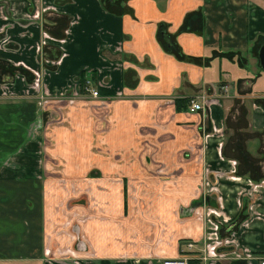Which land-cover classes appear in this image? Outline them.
<instances>
[{
  "label": "crops",
  "instance_id": "1",
  "mask_svg": "<svg viewBox=\"0 0 264 264\" xmlns=\"http://www.w3.org/2000/svg\"><path fill=\"white\" fill-rule=\"evenodd\" d=\"M263 46L264 0H0V264H259Z\"/></svg>",
  "mask_w": 264,
  "mask_h": 264
},
{
  "label": "rangeland",
  "instance_id": "2",
  "mask_svg": "<svg viewBox=\"0 0 264 264\" xmlns=\"http://www.w3.org/2000/svg\"><path fill=\"white\" fill-rule=\"evenodd\" d=\"M64 113V112H63ZM65 114V113H64ZM66 116V115H65ZM58 118L60 119L59 117V114H58ZM61 118H62V113H61ZM62 120V119H61ZM53 162V161H52ZM120 179V177H110V182L112 184H118V180ZM96 182V181H94ZM93 182V183H94ZM89 186H84L85 188L83 190H78V186L76 184H73V183H70V182H61L60 186L62 187L63 191L65 194L69 195V197L71 199H73L71 202L74 203V204H78L79 206V209H80V213L78 216H80L82 218V220H85V211L86 209H90V198L91 196L95 199V196H94V193L92 190H94V188H91V182H88L87 183ZM94 187V186H93ZM66 190V191H65ZM130 193V200L135 204V205H138L139 204V201H140V195L142 194V196L144 195V193L140 192V191H136V190H132L129 192ZM81 196L80 198H78V196ZM93 199V201H94ZM60 208V211L62 212V210L64 211L63 212V215L68 218V223L74 221V218H73V213L71 214H66V209H65V206H61L59 207ZM198 208V204L193 207L192 209H190V213H192L193 211L195 212V210H197ZM136 209H138V207L136 206ZM95 210L97 211V214L98 217H99V221L102 222V223H105L108 221V219H106L107 217L105 216L106 214L103 212V209L101 208L100 204L98 203L97 204V207L95 208ZM74 211V210H72ZM200 217V216H199ZM67 223V224H68ZM116 231H118V229H116ZM132 243L131 244H134L135 242L132 240L131 241Z\"/></svg>",
  "mask_w": 264,
  "mask_h": 264
},
{
  "label": "built area",
  "instance_id": "3",
  "mask_svg": "<svg viewBox=\"0 0 264 264\" xmlns=\"http://www.w3.org/2000/svg\"><path fill=\"white\" fill-rule=\"evenodd\" d=\"M85 91L87 93H90V95L93 98H97L98 97V92L97 91H92L90 89V83L89 82L85 83ZM221 92L223 94H226L227 93V88L226 87L221 88ZM206 100H207V97H205V96H199V97H196L195 99L191 100L190 101L189 112L190 113H197V112L203 111L204 108H205V104L207 102ZM187 248H188V250H192L193 249V244L192 243H188ZM189 263H190V260L188 258H186V257H180V258H177V259H166V260H163L161 262V264H189ZM259 264H264V259H261L259 261Z\"/></svg>",
  "mask_w": 264,
  "mask_h": 264
},
{
  "label": "trees",
  "instance_id": "4",
  "mask_svg": "<svg viewBox=\"0 0 264 264\" xmlns=\"http://www.w3.org/2000/svg\"><path fill=\"white\" fill-rule=\"evenodd\" d=\"M162 39V35H161V33H160V40ZM163 48H164V50L167 52V53H172L174 56H176V58H179L180 57V53L179 52H176V51H174V50H172L170 47H168L167 45H165V44H163ZM80 84H81V88H82V90H84V87H85V81L83 80V74H81V77H80ZM187 103L189 104L190 103V101L188 102L187 101ZM189 264H196V263H194V262H190Z\"/></svg>",
  "mask_w": 264,
  "mask_h": 264
},
{
  "label": "water",
  "instance_id": "5",
  "mask_svg": "<svg viewBox=\"0 0 264 264\" xmlns=\"http://www.w3.org/2000/svg\"><path fill=\"white\" fill-rule=\"evenodd\" d=\"M258 59H259L260 67L264 71V46L259 51Z\"/></svg>",
  "mask_w": 264,
  "mask_h": 264
}]
</instances>
